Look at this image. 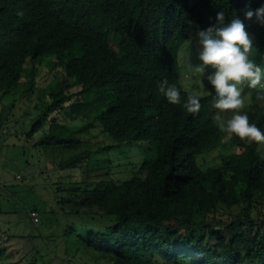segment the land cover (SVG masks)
Instances as JSON below:
<instances>
[{"label": "trees", "instance_id": "16d2710c", "mask_svg": "<svg viewBox=\"0 0 264 264\" xmlns=\"http://www.w3.org/2000/svg\"><path fill=\"white\" fill-rule=\"evenodd\" d=\"M248 5L0 0V134L21 132L53 161L58 150L70 151L57 162L61 169L90 166L94 155L122 143L149 146L127 178L70 187L66 218L55 220L61 239L101 264H264V143L233 135L234 149L208 163L205 155L228 134L212 119L213 94L182 84L179 60L193 23L206 28L219 11L226 21L244 19ZM244 22L255 41L251 58L264 63V26ZM165 79L182 100L199 96L200 112L170 104L158 91ZM259 91L251 89L244 112L264 130Z\"/></svg>", "mask_w": 264, "mask_h": 264}, {"label": "rangeland", "instance_id": "374dc122", "mask_svg": "<svg viewBox=\"0 0 264 264\" xmlns=\"http://www.w3.org/2000/svg\"><path fill=\"white\" fill-rule=\"evenodd\" d=\"M195 1L191 0V3ZM198 29V25L193 23L190 38L180 49V74L186 89L198 95H207L211 93V86L206 78L204 83L196 84V78L200 76L195 69V65L200 63L197 59ZM112 44L117 48L115 35L112 37ZM211 71V68L207 69L205 76ZM242 87L245 106L241 111L244 112L251 100V89ZM223 118H230V112L224 113ZM74 123L79 124L80 121L76 120ZM232 137L233 135H227L217 149L206 154V161L211 163L219 158L221 152L233 150ZM106 139V134H99L97 137V140L103 142ZM149 152L146 142H126L94 155L90 166L84 164L80 168L61 169L57 162L69 156L70 151L62 153L58 150L53 161V154H49L41 146H35L21 132L0 134V244L5 247L0 254V264L11 261L19 264L105 262L103 259L87 257L80 252L81 248L77 249V243L67 236L63 235V240L60 238L64 227L60 224L61 221L55 220L58 217L62 220L66 218L61 208L62 201L69 198L72 185L89 181L88 178L93 182L127 178L134 169L133 165H139L149 156ZM63 206L68 210L73 208L71 203H64ZM34 210L38 211L36 217L32 215Z\"/></svg>", "mask_w": 264, "mask_h": 264}, {"label": "clouds", "instance_id": "9594fccd", "mask_svg": "<svg viewBox=\"0 0 264 264\" xmlns=\"http://www.w3.org/2000/svg\"><path fill=\"white\" fill-rule=\"evenodd\" d=\"M243 16L244 19H241L235 15L226 21L225 14L219 11L215 23L198 29L197 59L200 63L195 65V69L200 74L196 84L204 83L206 78L211 86L212 107L218 110L212 117L216 127L220 132L234 135L251 145L264 143V130L256 123H250L248 114L241 111L245 106L242 86L261 90L258 97L264 99V63H257L251 58L255 41L244 20L255 18L257 23L264 26V2L253 9L249 0ZM209 68L212 71L205 76ZM158 91L170 104L181 105L193 115L200 112L199 96L188 94L187 99L182 100L181 89L176 84L162 80ZM226 112H230V118L224 119Z\"/></svg>", "mask_w": 264, "mask_h": 264}, {"label": "built area", "instance_id": "2783aa9c", "mask_svg": "<svg viewBox=\"0 0 264 264\" xmlns=\"http://www.w3.org/2000/svg\"><path fill=\"white\" fill-rule=\"evenodd\" d=\"M32 215H33V217H36V216L38 215V211L34 210V211L32 212Z\"/></svg>", "mask_w": 264, "mask_h": 264}]
</instances>
